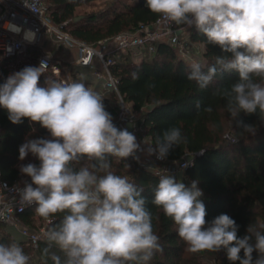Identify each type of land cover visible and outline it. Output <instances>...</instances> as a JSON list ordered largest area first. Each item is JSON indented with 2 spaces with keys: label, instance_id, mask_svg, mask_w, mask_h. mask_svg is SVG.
<instances>
[{
  "label": "clouds",
  "instance_id": "obj_1",
  "mask_svg": "<svg viewBox=\"0 0 264 264\" xmlns=\"http://www.w3.org/2000/svg\"><path fill=\"white\" fill-rule=\"evenodd\" d=\"M146 6L181 30L194 27L221 49L207 71L192 63L189 80L205 89L218 72L235 71L238 80L216 94L227 100L234 119L258 110L264 117V83L254 80L264 81V0H146ZM6 28L16 34L23 31L29 42L36 38L32 29L12 22ZM47 66L46 60L25 66L0 84V108L8 119L13 124L27 119L48 133L19 147L21 161L31 154L39 162L20 165V173L29 180L14 185L19 210L35 204L36 213L52 225L43 233L44 240L64 257L53 253L54 264H149L162 248L147 198L142 188L112 170L109 157L139 160L136 154L145 152L164 160L187 138L180 128L171 127L156 137L154 146L142 148L133 132L114 123L101 95L84 83L46 80L41 86ZM237 125L255 131L242 120L237 119ZM232 140L238 142L236 137ZM202 196L197 180L185 184L174 175H161L152 204L174 222L189 251H224L232 264H264V232L249 225L241 237L239 225L228 214L209 222ZM57 214H63L62 219L53 223L51 217ZM48 252L45 248L44 254ZM29 260L18 243H0V264Z\"/></svg>",
  "mask_w": 264,
  "mask_h": 264
},
{
  "label": "trees",
  "instance_id": "obj_2",
  "mask_svg": "<svg viewBox=\"0 0 264 264\" xmlns=\"http://www.w3.org/2000/svg\"><path fill=\"white\" fill-rule=\"evenodd\" d=\"M90 1L49 0L50 17L57 24H65L73 19L71 29L65 25V30L90 44L111 40L124 32L137 31L142 25H152L160 18L147 8L146 0H133L130 3L117 0L104 11L76 19V9ZM190 40L204 47L202 58L197 62L182 57L177 48L168 42L158 43L152 52L144 48H131L120 53L116 65L112 67L113 74L119 79L120 93L133 106L139 125L146 130L154 145L156 137L162 136L167 129H181L187 143L174 146L167 159L174 162L183 161L189 155L195 157L194 166L184 171L182 182L190 184L193 180L198 181L209 222L220 214H228L239 225V236L246 234L249 225L264 232V228L260 227L264 225V117L259 110L250 115L241 113L237 119L255 129L254 133L245 131L228 112L227 100L216 94L217 89L230 88L238 80L235 71L218 72L205 89L188 79L192 63H200L207 71V67L215 62V57L222 54L219 46L208 43L206 36L198 33L194 27ZM34 54L37 57L41 55L38 47ZM21 57L0 59V84L16 70L14 65ZM25 66L22 64L19 69ZM70 68L76 77V67ZM84 69L92 71L90 68ZM254 80L264 83L258 77H254ZM79 82L89 88L93 84L83 78ZM103 93H108L113 99L117 97L116 92L107 89ZM208 107H211V112L205 110ZM111 114L115 120L119 109L114 108ZM0 129V177L15 183L23 179L19 171L22 165L19 147L27 139L46 137L48 133L39 124H30L27 119L13 124L3 108H0ZM232 137H236L238 142H232ZM109 159L112 170L142 188V195L147 198L146 206L153 216V230L162 248L149 264H208V256H215L216 264H232L224 251H189L179 237L174 222L162 209L152 204L160 178L152 169L133 157ZM62 216H53V223H58ZM13 242L18 243L26 254L31 251L25 240H18L11 228L0 224V243ZM45 248H49L47 255L44 254ZM53 253L64 259L57 247H49L46 241L42 242L37 253L40 264H54L51 259ZM257 255L253 253L254 258Z\"/></svg>",
  "mask_w": 264,
  "mask_h": 264
},
{
  "label": "built area",
  "instance_id": "obj_3",
  "mask_svg": "<svg viewBox=\"0 0 264 264\" xmlns=\"http://www.w3.org/2000/svg\"><path fill=\"white\" fill-rule=\"evenodd\" d=\"M49 0H0V59H9L17 56L27 55L45 36L62 43L66 47H73L78 50L77 65L88 67L94 70L96 78L103 82L105 89L114 91L122 98L119 115L114 123L121 129L127 128L133 132L142 148L153 145L146 134V130L138 123V114L133 106L125 102L119 90V79L112 72L120 53L131 48H144L149 52L154 51L160 42H168L175 47L182 45L183 30L175 23L166 22L159 18L152 25H142L134 32L121 33L111 40L101 41L97 44L75 38L65 30L66 24H57L50 17ZM12 22L23 29H32L36 32V38L29 42L24 38L23 31L16 34L6 28V24ZM111 45H113L112 48ZM41 60L47 61L45 73H49L60 82L75 81L71 68L63 60L55 58L50 53H42L37 59V66ZM14 72H11V75ZM2 133L0 129V142ZM139 163L152 169L159 177L161 175L178 174L194 166V161L188 162L187 157L183 161H170L167 158L159 160L155 155L149 156L145 152H138ZM191 156V155H189ZM39 162L37 161V164ZM188 164L187 167H182ZM28 177L10 183L0 177V224L12 226L21 234L31 251L27 254L30 259L35 257L44 242L43 233L50 228L47 220L40 217L36 211V205H25L20 211L19 197L14 185L23 186V181ZM30 219V221H29ZM53 221V218L51 217ZM29 264H34L29 262Z\"/></svg>",
  "mask_w": 264,
  "mask_h": 264
},
{
  "label": "rangeland",
  "instance_id": "obj_4",
  "mask_svg": "<svg viewBox=\"0 0 264 264\" xmlns=\"http://www.w3.org/2000/svg\"><path fill=\"white\" fill-rule=\"evenodd\" d=\"M117 0H92L90 2H86L85 4H83L82 6L78 7L75 11V16L76 19H80L83 17H88L92 14H96L100 11H104L106 10L108 7H110L112 4H114ZM133 0H119V2L122 3H130ZM73 22V19L69 20L68 22H66V27L67 29H71V23ZM182 28V27H180ZM191 29L192 28H183V34H182V45L180 47H176L178 52H180V55L182 57H186L187 59L192 58L195 62L199 61L202 58V53L204 50V47L200 44H196L191 42L190 40V33H191ZM62 44V43H60ZM63 45V44H62ZM65 46V45H63ZM66 47V46H65ZM113 45H111L110 48H112ZM36 51V48H33L31 51H29V53L27 55H23V57H21V60L15 63V68L16 70L12 71V72H16L19 71L20 66L22 64L24 65H33L35 66V62H36V58H38L34 52ZM75 53H73L74 55ZM101 97L104 100V103L106 105L107 110L111 113V110H113L114 108L120 109V105L122 103V98H120L118 95L116 97V99H113L112 96L110 97V95L107 93H102ZM125 100V99H124ZM126 102V101H125ZM233 142V140H231ZM29 162L35 163L36 159L35 157H33L31 154H29L28 157H26L25 160L22 161V164H27ZM9 228H11V230H13L17 237L18 240H25V238L19 234L12 226H8ZM29 262H33L34 264H40V261L37 257V255L33 258H31L29 260ZM206 262L208 264H216L215 263V256H208L206 258Z\"/></svg>",
  "mask_w": 264,
  "mask_h": 264
},
{
  "label": "crops",
  "instance_id": "obj_5",
  "mask_svg": "<svg viewBox=\"0 0 264 264\" xmlns=\"http://www.w3.org/2000/svg\"><path fill=\"white\" fill-rule=\"evenodd\" d=\"M37 48V47H35ZM38 50L42 53H50L55 58L61 59L64 61L65 64H67L69 67L75 66L76 67V77H74L76 82H79L80 78L86 79L91 81L93 84L91 85V89L98 92L99 94H102L105 91V87L102 81L98 80L94 74V70L87 72L84 68L88 67H82L77 65L78 60V50L73 47H65L59 42L51 39L49 36L43 37L41 42L39 43ZM73 53H75L73 55ZM46 80H53V76L49 73H44L40 77V85L45 86ZM22 175V174H21ZM22 178L24 176L22 175Z\"/></svg>",
  "mask_w": 264,
  "mask_h": 264
},
{
  "label": "water",
  "instance_id": "obj_6",
  "mask_svg": "<svg viewBox=\"0 0 264 264\" xmlns=\"http://www.w3.org/2000/svg\"><path fill=\"white\" fill-rule=\"evenodd\" d=\"M187 161L188 162L195 161V157L194 156H188L187 157ZM183 176H184V171L179 172V174H178L179 181H182L183 180Z\"/></svg>",
  "mask_w": 264,
  "mask_h": 264
}]
</instances>
